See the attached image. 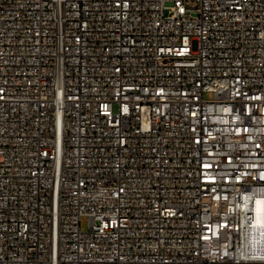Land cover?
<instances>
[{"label": "built area", "instance_id": "2783aa9c", "mask_svg": "<svg viewBox=\"0 0 264 264\" xmlns=\"http://www.w3.org/2000/svg\"><path fill=\"white\" fill-rule=\"evenodd\" d=\"M257 207L264 0H0V264H264Z\"/></svg>", "mask_w": 264, "mask_h": 264}, {"label": "bare ground", "instance_id": "6f19581e", "mask_svg": "<svg viewBox=\"0 0 264 264\" xmlns=\"http://www.w3.org/2000/svg\"><path fill=\"white\" fill-rule=\"evenodd\" d=\"M252 236L256 240V246L261 247L264 244V216L259 211L258 207L255 210L253 217V228H251Z\"/></svg>", "mask_w": 264, "mask_h": 264}, {"label": "rangeland", "instance_id": "374dc122", "mask_svg": "<svg viewBox=\"0 0 264 264\" xmlns=\"http://www.w3.org/2000/svg\"><path fill=\"white\" fill-rule=\"evenodd\" d=\"M205 99H211L212 95L211 94H205ZM80 226L83 231L87 230L88 228V218L87 217H81L80 219Z\"/></svg>", "mask_w": 264, "mask_h": 264}, {"label": "water", "instance_id": "95a60500", "mask_svg": "<svg viewBox=\"0 0 264 264\" xmlns=\"http://www.w3.org/2000/svg\"><path fill=\"white\" fill-rule=\"evenodd\" d=\"M263 234H264V232H263Z\"/></svg>", "mask_w": 264, "mask_h": 264}]
</instances>
